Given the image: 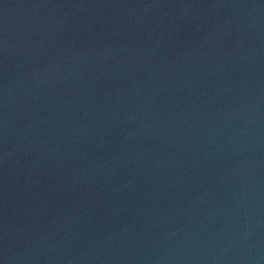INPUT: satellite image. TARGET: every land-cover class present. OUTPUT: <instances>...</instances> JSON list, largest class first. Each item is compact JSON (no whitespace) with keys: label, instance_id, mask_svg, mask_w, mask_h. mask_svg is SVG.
Masks as SVG:
<instances>
[{"label":"water","instance_id":"1","mask_svg":"<svg viewBox=\"0 0 264 264\" xmlns=\"http://www.w3.org/2000/svg\"><path fill=\"white\" fill-rule=\"evenodd\" d=\"M0 264H264V0H0Z\"/></svg>","mask_w":264,"mask_h":264}]
</instances>
